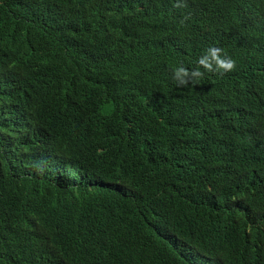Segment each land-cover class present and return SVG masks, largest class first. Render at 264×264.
I'll list each match as a JSON object with an SVG mask.
<instances>
[{
    "label": "trees",
    "instance_id": "1",
    "mask_svg": "<svg viewBox=\"0 0 264 264\" xmlns=\"http://www.w3.org/2000/svg\"><path fill=\"white\" fill-rule=\"evenodd\" d=\"M0 264H264V0H0Z\"/></svg>",
    "mask_w": 264,
    "mask_h": 264
},
{
    "label": "clouds",
    "instance_id": "2",
    "mask_svg": "<svg viewBox=\"0 0 264 264\" xmlns=\"http://www.w3.org/2000/svg\"><path fill=\"white\" fill-rule=\"evenodd\" d=\"M197 63L202 66L206 72H229L236 67V61L231 56L223 52L218 47L208 48L198 59ZM204 71L200 69L189 72L185 67L178 65L172 74L173 80L179 86H188L194 84L196 80L203 77Z\"/></svg>",
    "mask_w": 264,
    "mask_h": 264
}]
</instances>
